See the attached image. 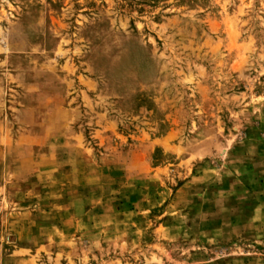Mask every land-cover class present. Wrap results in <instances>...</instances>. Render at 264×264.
<instances>
[{
  "label": "rangeland",
  "instance_id": "1",
  "mask_svg": "<svg viewBox=\"0 0 264 264\" xmlns=\"http://www.w3.org/2000/svg\"><path fill=\"white\" fill-rule=\"evenodd\" d=\"M0 264H264V0H0Z\"/></svg>",
  "mask_w": 264,
  "mask_h": 264
}]
</instances>
